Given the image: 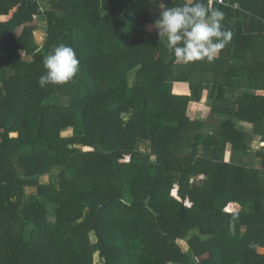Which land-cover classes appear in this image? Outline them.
<instances>
[{"label":"trees","instance_id":"obj_1","mask_svg":"<svg viewBox=\"0 0 264 264\" xmlns=\"http://www.w3.org/2000/svg\"><path fill=\"white\" fill-rule=\"evenodd\" d=\"M178 2L0 0V264H264V0H210L232 38L190 63L153 26ZM59 44L79 70L40 87Z\"/></svg>","mask_w":264,"mask_h":264},{"label":"clouds","instance_id":"obj_2","mask_svg":"<svg viewBox=\"0 0 264 264\" xmlns=\"http://www.w3.org/2000/svg\"><path fill=\"white\" fill-rule=\"evenodd\" d=\"M159 8L154 26L159 40L177 62H211L232 38V32L222 23L225 13L212 7L210 0H180L172 6L160 3ZM79 64L75 49L59 44L43 58L45 72L37 82L40 87L67 83L78 72Z\"/></svg>","mask_w":264,"mask_h":264},{"label":"rangeland","instance_id":"obj_3","mask_svg":"<svg viewBox=\"0 0 264 264\" xmlns=\"http://www.w3.org/2000/svg\"><path fill=\"white\" fill-rule=\"evenodd\" d=\"M43 5L44 6H46V7H49L48 6V4L46 3V2H44L43 3ZM159 12L160 11H157V12H154V13H152V18H153V26H154V21L158 18V16H159ZM34 18V17H33ZM34 23L36 24V25H39V28L38 29H36L35 31H34V36H36V32H38V33H40L39 31L40 30H42V28L44 29V27H43V24L45 23V22H43V21H39V19H35L34 18ZM41 27V28H40ZM154 28H155V26H154ZM21 29H22V27H18L17 29H16V31H15V33H16V35H18L20 32H21ZM156 30V29H155ZM44 31V30H43ZM45 32V31H44ZM26 59V58H25ZM28 60H29V58H28ZM176 87H178V84H174V88H173V91L174 92H179V90H177V88ZM181 87V86H180ZM179 88V87H178ZM203 99L204 98H202L199 102V104H193L192 105V107L190 108V111H189V113H190V116H191V118H194V119H197V120H204L205 118H206V116H204V112H205V109H206V112H207V110H209L208 108H204V110L202 111V109H203V105H202V103H203ZM58 103H61V104H63V103H65L66 102V99L65 98H62V97H58L57 98V100H56ZM207 115V114H206ZM123 118L125 119V120H128V118H129V116H127V115H123ZM71 129H65L64 131H63V135L64 136H69V135H71ZM143 147H145V146H143ZM202 178H203V176L201 175V176H199L198 178H196V179H194V181H196V180H198V179H200L199 181H198V183L199 182H201V180H202ZM197 182V181H196ZM27 191L28 192H33V191H35V188H28L27 189ZM173 192V191H172ZM172 192H171V194H172ZM178 198V197H177ZM185 204L186 205H190V202L188 201V200H186L185 201ZM231 206V207H230ZM230 208V210L231 211H236V210H238L239 209V205H237V204H230L228 207H227V209H229ZM226 209V210H227ZM91 239H92V241H94L95 242V235L92 233L91 234ZM182 244H184L183 242H181ZM259 251L261 252V253H264V249H259ZM96 261H98V257L96 256Z\"/></svg>","mask_w":264,"mask_h":264},{"label":"crops","instance_id":"obj_4","mask_svg":"<svg viewBox=\"0 0 264 264\" xmlns=\"http://www.w3.org/2000/svg\"><path fill=\"white\" fill-rule=\"evenodd\" d=\"M40 33V38L41 40L40 41H37L36 39V36H34V39H35V42L38 44V45H42L44 43V40H45V32L43 30H40L39 31ZM174 84H178V87L177 90H179V92H174L175 94H189L190 90H189V86L187 83H184V82H176ZM181 86V87H180ZM173 88H174V85H173ZM238 127L242 130H245V131H250L251 129V126L250 125H247V124H239ZM264 144H254V151L257 150L258 148H261L260 146H262ZM263 147V146H262ZM230 204H236V203H230ZM261 249H264V248H261Z\"/></svg>","mask_w":264,"mask_h":264},{"label":"built area","instance_id":"obj_5","mask_svg":"<svg viewBox=\"0 0 264 264\" xmlns=\"http://www.w3.org/2000/svg\"><path fill=\"white\" fill-rule=\"evenodd\" d=\"M31 1H32V2H35V1L38 2V0H31ZM219 1L221 2L222 0H219ZM39 4H40V10H43V9H44V8H43L44 6L42 5V2L40 3V1H39ZM34 18L36 19V18H37V15H34ZM44 24H45V23H44ZM44 24H43V27L45 26ZM228 206H229V205H228ZM228 206H227V207H228ZM227 207H226V209H227Z\"/></svg>","mask_w":264,"mask_h":264},{"label":"bare ground","instance_id":"obj_6","mask_svg":"<svg viewBox=\"0 0 264 264\" xmlns=\"http://www.w3.org/2000/svg\"><path fill=\"white\" fill-rule=\"evenodd\" d=\"M172 195L175 196V197H178V194H177L176 189L173 190ZM230 207H231V206H230ZM229 209H230V208H229Z\"/></svg>","mask_w":264,"mask_h":264},{"label":"water","instance_id":"obj_7","mask_svg":"<svg viewBox=\"0 0 264 264\" xmlns=\"http://www.w3.org/2000/svg\"><path fill=\"white\" fill-rule=\"evenodd\" d=\"M200 179L196 180L197 182L199 181ZM192 181H194V179H192ZM227 212H232L230 209H227L226 210Z\"/></svg>","mask_w":264,"mask_h":264}]
</instances>
